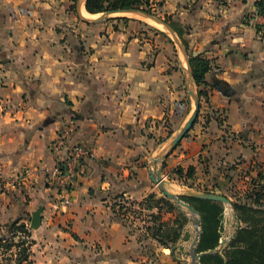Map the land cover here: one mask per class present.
Here are the masks:
<instances>
[{"label":"crops","instance_id":"obj_1","mask_svg":"<svg viewBox=\"0 0 264 264\" xmlns=\"http://www.w3.org/2000/svg\"><path fill=\"white\" fill-rule=\"evenodd\" d=\"M255 2L150 0L153 14L185 48L204 52L211 63L196 121L163 162L162 175L179 195L213 189L231 201L264 171V30L247 20ZM99 15L78 0H0V222L20 210L30 223L42 204L30 238L73 246L63 257L87 244L88 251L96 247L92 264L185 263L174 253L168 257L170 249L156 240H139L149 210L125 214L124 224L111 206L117 195L136 209L131 201L161 195L149 164L192 112L188 85L196 94L198 88L161 25L136 14L113 13L94 23L82 18ZM65 127L67 142L86 145L92 155L82 163L69 205L53 214L55 189L45 171L54 165L50 143ZM179 168L183 174L193 168L192 176L179 178ZM189 222L194 225L189 218L173 248L187 250ZM226 239L221 232L219 244ZM141 244L157 254L146 255Z\"/></svg>","mask_w":264,"mask_h":264},{"label":"trees","instance_id":"obj_2","mask_svg":"<svg viewBox=\"0 0 264 264\" xmlns=\"http://www.w3.org/2000/svg\"><path fill=\"white\" fill-rule=\"evenodd\" d=\"M84 6L91 14L122 9L153 13L150 0H85ZM255 8L264 15V0H256ZM256 28L264 29L260 25ZM186 49L188 51L189 47L186 46ZM189 62L200 100L205 94L201 87L211 67L210 59L202 51L189 50ZM175 173L179 178L183 175L191 177L193 168H188L185 174L179 168ZM212 192L220 194L213 189ZM116 198L119 201L112 203L111 209L124 224L127 222L125 214L131 212L140 216L143 209L150 211L146 215L149 224H145V232L139 236V240L152 238L164 248L171 249L176 245L189 220L187 212L180 205L162 194L157 196L150 193L140 202L131 201L130 205H136L137 209L124 205L122 195H117ZM179 199L193 207L200 216V233L195 247L197 253L204 252L199 258L200 264H264V171H258L255 176L250 177L241 195L231 200L239 225L224 246L223 252L217 249L222 232L223 204L185 194H180ZM154 209L156 212L152 211ZM167 214L171 217L164 218ZM30 235L28 224L20 219L7 223L5 231L0 234V264H36L29 259V248L33 244Z\"/></svg>","mask_w":264,"mask_h":264},{"label":"rangeland","instance_id":"obj_3","mask_svg":"<svg viewBox=\"0 0 264 264\" xmlns=\"http://www.w3.org/2000/svg\"><path fill=\"white\" fill-rule=\"evenodd\" d=\"M155 15L157 16V14H155ZM71 144H74V143H71ZM154 171H155V169H154ZM45 174H46V176L49 175V173L46 171H45ZM163 177H164V181H165V188H167L166 189L167 191H169L171 193L173 192V194H178V192H181V189H179V187L171 181V178L166 177V176H163ZM17 179H19V176L17 177ZM12 184H14V183H12ZM3 190H6V187H4ZM159 191L162 194V191L160 188H159ZM26 197H28V196H26ZM27 199L28 198H26V200ZM3 203L4 202L0 199V208L2 207ZM222 204H223V208H224L223 217H222V233H223V236L228 237L231 234L233 236V234L236 230V224L238 222L236 220V216H234L235 213H234L233 207L231 205V201H230V204H225V203H222ZM15 207H17V205ZM36 208H37V206H35L34 210ZM182 208L187 212L189 218H192L195 220H200V216H199L198 212H197V214H192L185 207H182ZM13 209H15V208L13 207ZM17 213L20 214L19 217L6 216L5 218L7 220L0 222V234L5 231L7 223H10L11 221L16 220V219L23 220L21 222H26L28 220L29 213H27L26 216H25L26 213L21 212L20 210H17ZM172 216H173V214H172ZM50 218L51 219L54 218V217H52V213H50ZM139 220H140V218L137 220V223L139 222ZM27 224H28L29 229L32 230V228H30V226H29L30 225L29 221ZM133 231H134V229H133ZM186 233H187V240H186V243H184V249L186 248L188 250L189 248H187V247L189 244H187V243H189L194 238V236L196 235L195 224L192 225L191 222H189V224L186 227ZM231 238H229V239L227 238L226 242H229V240ZM15 239L17 240V238H15ZM65 245L66 244H56V243H52V244H42V243L31 244L30 248H29V259L32 260L36 264H57V263H59V264H79V263H84V262H87V263L89 262V264H92L93 254H95L94 252H95L96 247H90V250L88 251V245L85 244L83 247V245L81 244L80 245L81 250L80 249L75 250V253L70 255L71 257L72 256L73 257L69 258V257H63L61 254L65 253L63 251H66L67 248H69V247H71V249H72L73 246H71L70 244H67L66 246ZM157 245H159V244H157ZM176 245L174 247H176ZM225 245L226 244H219L217 249L220 252L221 251L223 252ZM141 246L143 247V252H145L146 255L153 257L157 254V251H155L153 249L151 244H141ZM159 246H161V245H159ZM62 248L64 250H62ZM93 249H94V251H93ZM187 250L183 251V247H180L179 250H177L175 248V251H174L175 257L187 258V261H185V263H181V261H177L175 264H190L191 252L189 253V251H187ZM171 251H172V249H170L169 251H166V254L168 257L171 255ZM150 253H152V254L150 255ZM82 257H83V259H82ZM73 259H75V260H73ZM79 259H82V260H79ZM149 260H150L149 258L145 259L144 261H142V264H149V262H150V264H167L163 261H155V260L149 261ZM186 262H188V263H186Z\"/></svg>","mask_w":264,"mask_h":264},{"label":"water","instance_id":"obj_4","mask_svg":"<svg viewBox=\"0 0 264 264\" xmlns=\"http://www.w3.org/2000/svg\"><path fill=\"white\" fill-rule=\"evenodd\" d=\"M81 2H85V0H78V5L81 4ZM113 13L136 14V15H139V16L147 19V20L155 22V23L161 25V27L165 28L168 31V33L171 35V37L173 38V40L175 41V43L177 44V46L179 47V49L181 50V52L185 58L186 66H187V74H188L187 77H188L189 84L191 82H193L192 81L193 79H192L191 66H190V62H189V54H188L185 46L179 40V38L175 34L172 27L167 22H165L164 20H162L161 18L156 16L155 14L149 13V12L144 11V10H138V9H122V10L100 13V15L94 19H87L85 17H82V18L86 22L94 23V22H97L99 20L108 18ZM188 90H189V94H190V96L192 98V102H193L192 112H191L189 118L184 123V125L180 128V130L171 138L166 150L161 155L154 158L153 163L149 164V169H150L149 174H150V179L161 189L162 194L165 197L170 198L176 204H178L182 207H185L190 213L197 214V211L193 207H191L189 204H187V203L183 202L181 199H179V194H173V193L166 190L164 177L162 175L163 162H164L165 158L168 156V154L170 152H172V150L177 146L179 141L191 129L193 123L195 122V120L197 118L198 112H199L198 96L195 92L192 91L190 85H188ZM156 164H158V166H157V168H155V171H154L153 166H155ZM185 194L190 195V196H194L197 198H201V199L214 200V201H219V202H222L225 204H230V200L226 196L221 195V194H217V193L188 191ZM42 211H43L42 205H39L33 211L32 215H31L30 225H29L30 228L36 229L39 227V225L41 223V219H42V216H41ZM192 222L196 225V236L193 240V243H192V246L190 249V252H191L190 264H200L199 258L201 255L204 254V252L197 253L195 250L196 243L198 241V237H199V233H200V220L192 219ZM238 225L239 224L237 223L236 227ZM231 237H233L232 234L228 238H231ZM174 251H175V248H172L171 253H174Z\"/></svg>","mask_w":264,"mask_h":264},{"label":"built area","instance_id":"obj_5","mask_svg":"<svg viewBox=\"0 0 264 264\" xmlns=\"http://www.w3.org/2000/svg\"><path fill=\"white\" fill-rule=\"evenodd\" d=\"M247 20L255 27L257 25L264 27V15L258 13L256 8L249 14ZM68 135V127H65L49 146L54 155V165L48 172L52 187L55 189L54 200L50 202L53 214L69 205V192L77 177L82 173V163L92 155V149L86 145L67 142Z\"/></svg>","mask_w":264,"mask_h":264},{"label":"bare ground","instance_id":"obj_6","mask_svg":"<svg viewBox=\"0 0 264 264\" xmlns=\"http://www.w3.org/2000/svg\"><path fill=\"white\" fill-rule=\"evenodd\" d=\"M167 187V186H166ZM167 189V188H166ZM173 193V192H172Z\"/></svg>","mask_w":264,"mask_h":264}]
</instances>
